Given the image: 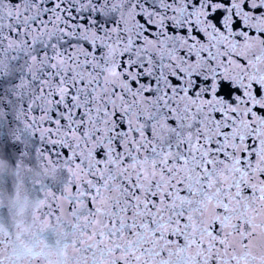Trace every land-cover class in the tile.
<instances>
[{"label":"snow or ice","instance_id":"6c2138e0","mask_svg":"<svg viewBox=\"0 0 264 264\" xmlns=\"http://www.w3.org/2000/svg\"><path fill=\"white\" fill-rule=\"evenodd\" d=\"M0 264H264V0H0Z\"/></svg>","mask_w":264,"mask_h":264},{"label":"water","instance_id":"95a60500","mask_svg":"<svg viewBox=\"0 0 264 264\" xmlns=\"http://www.w3.org/2000/svg\"><path fill=\"white\" fill-rule=\"evenodd\" d=\"M52 238L50 237V240H51Z\"/></svg>","mask_w":264,"mask_h":264}]
</instances>
